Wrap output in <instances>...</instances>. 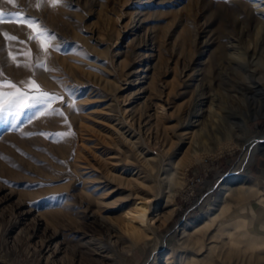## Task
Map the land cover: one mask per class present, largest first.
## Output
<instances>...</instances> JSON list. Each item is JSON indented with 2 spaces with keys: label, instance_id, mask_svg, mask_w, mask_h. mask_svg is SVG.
Instances as JSON below:
<instances>
[{
  "label": "rangeland",
  "instance_id": "rangeland-1",
  "mask_svg": "<svg viewBox=\"0 0 264 264\" xmlns=\"http://www.w3.org/2000/svg\"><path fill=\"white\" fill-rule=\"evenodd\" d=\"M0 12V264H264V0Z\"/></svg>",
  "mask_w": 264,
  "mask_h": 264
},
{
  "label": "snow or ice",
  "instance_id": "snow-or-ice-1",
  "mask_svg": "<svg viewBox=\"0 0 264 264\" xmlns=\"http://www.w3.org/2000/svg\"><path fill=\"white\" fill-rule=\"evenodd\" d=\"M6 2L9 4H13L15 3V0H6ZM60 2L61 0H54V3ZM3 18L4 13L0 12V21H2ZM25 23L31 28L37 25L38 22L29 18L25 20ZM32 39L34 42L39 43L42 39H50V37L47 36V29H39L38 34L33 36ZM4 86V83H0V88H3ZM7 86L15 89V91L7 94L0 92V120L5 119L8 115L19 116L24 110H31L34 108H47L48 104L53 99H58L57 97L49 96V94L46 92H40L38 96H33L31 98L30 103H25L24 101L28 97L27 93L21 92L15 84H12L10 82L7 84ZM33 87H35L36 90L39 91L38 85L33 84ZM38 114L39 113H37V115Z\"/></svg>",
  "mask_w": 264,
  "mask_h": 264
},
{
  "label": "bare ground",
  "instance_id": "bare-ground-1",
  "mask_svg": "<svg viewBox=\"0 0 264 264\" xmlns=\"http://www.w3.org/2000/svg\"><path fill=\"white\" fill-rule=\"evenodd\" d=\"M142 208V210L144 211V212H147L148 210H149V207H147L146 205H143V207H141ZM139 218L140 219H143V217H141V216H139Z\"/></svg>",
  "mask_w": 264,
  "mask_h": 264
}]
</instances>
